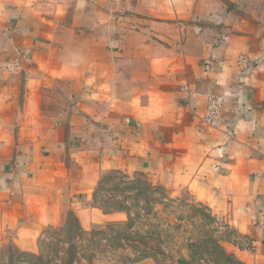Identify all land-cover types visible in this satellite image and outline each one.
Here are the masks:
<instances>
[{"label": "crops", "instance_id": "obj_1", "mask_svg": "<svg viewBox=\"0 0 264 264\" xmlns=\"http://www.w3.org/2000/svg\"><path fill=\"white\" fill-rule=\"evenodd\" d=\"M110 171L212 194L264 250V0H0V264Z\"/></svg>", "mask_w": 264, "mask_h": 264}, {"label": "rangeland", "instance_id": "obj_2", "mask_svg": "<svg viewBox=\"0 0 264 264\" xmlns=\"http://www.w3.org/2000/svg\"><path fill=\"white\" fill-rule=\"evenodd\" d=\"M94 189V210L84 217L64 211L62 222L46 227L28 250L15 251L8 264H63L71 252L81 264H264V250L236 232L212 194L151 184L141 172L103 173ZM94 230L106 235L92 244ZM217 245L232 256L226 263Z\"/></svg>", "mask_w": 264, "mask_h": 264}, {"label": "built area", "instance_id": "obj_3", "mask_svg": "<svg viewBox=\"0 0 264 264\" xmlns=\"http://www.w3.org/2000/svg\"><path fill=\"white\" fill-rule=\"evenodd\" d=\"M238 63L243 68L247 67V58L244 56L239 57ZM223 102V96L220 94L210 93L207 95L202 120L208 127L212 129L221 128Z\"/></svg>", "mask_w": 264, "mask_h": 264}, {"label": "trees", "instance_id": "obj_4", "mask_svg": "<svg viewBox=\"0 0 264 264\" xmlns=\"http://www.w3.org/2000/svg\"><path fill=\"white\" fill-rule=\"evenodd\" d=\"M119 173V172H118ZM100 182H102V180L100 181ZM94 194H95V189H94V192H93V196H92V198H95L94 197ZM128 227V226H127ZM108 229H110V232L111 233H113L114 231H113V227L112 226H110ZM81 231H79V233H80ZM78 233V234H79ZM90 234H91V239H92V244L93 243H95L96 241H94L93 239L96 237V236H98V235H100V234H105L106 235V232L105 231H102V230H94V231H91L90 232ZM114 236V235H113ZM113 236H111V237H113ZM111 237H108V240H109V242H111ZM120 236L118 235V233H117V231H116V235L114 236V238L113 239H118ZM111 243H113V242H111ZM88 245H89V243H88ZM116 246H118V247H120L121 245L118 243V244H115ZM71 247H74V245H71ZM90 249H91V247H89ZM217 248H219L220 249V251H219V253H220V260L219 261H224L225 263H226V261H229L231 258H232V256L231 255H228V254H226L222 249H221V247L219 246V245H217ZM73 249V248H72ZM81 250H82V248H80ZM76 252V251H75ZM77 253V252H76ZM82 254V256H83V252L81 253ZM92 257H93V255H92ZM218 260L216 261V262H219ZM75 262V263H74ZM215 262V263H216ZM63 264H81L80 263V260H79V258L77 257V255L75 254V253H73V252H71L70 253V257L68 258V260L66 261V262H64Z\"/></svg>", "mask_w": 264, "mask_h": 264}]
</instances>
